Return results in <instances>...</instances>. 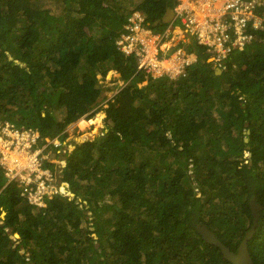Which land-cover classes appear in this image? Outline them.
Wrapping results in <instances>:
<instances>
[{
  "label": "trees",
  "instance_id": "trees-1",
  "mask_svg": "<svg viewBox=\"0 0 264 264\" xmlns=\"http://www.w3.org/2000/svg\"><path fill=\"white\" fill-rule=\"evenodd\" d=\"M176 3L0 0V124L65 143L101 103L100 76L125 83L103 104L102 134L68 153V186L45 208L0 167V264H231L197 225L236 253L253 198L262 210L248 247L264 264V29L221 74L188 43L198 61L183 77L147 78L117 41L135 12L164 30L155 23Z\"/></svg>",
  "mask_w": 264,
  "mask_h": 264
},
{
  "label": "built area",
  "instance_id": "built-area-1",
  "mask_svg": "<svg viewBox=\"0 0 264 264\" xmlns=\"http://www.w3.org/2000/svg\"><path fill=\"white\" fill-rule=\"evenodd\" d=\"M263 29L264 0H177L175 18L164 30H152L140 13H134L117 45L126 56H136L139 71L147 77L174 79L198 61L188 43L204 48L211 56L209 62L220 65ZM64 144L59 138H42L38 131L0 124V167L7 185L16 184L35 208H45L47 200L62 193L53 155H61ZM45 160L53 166L46 167Z\"/></svg>",
  "mask_w": 264,
  "mask_h": 264
},
{
  "label": "rangeland",
  "instance_id": "rangeland-1",
  "mask_svg": "<svg viewBox=\"0 0 264 264\" xmlns=\"http://www.w3.org/2000/svg\"><path fill=\"white\" fill-rule=\"evenodd\" d=\"M215 66V65H214ZM217 68V66L215 67ZM218 68H222L218 67ZM217 68V69H218ZM216 69V71H217ZM220 74V73H219ZM100 82H101V87L104 90V93L102 97L100 98V104L97 106H94L88 114H86L82 119L77 121L74 125L70 126L68 128V131L70 132V136L68 137L67 141L61 148V150H65L61 155L57 156L56 159H54V170L58 171V176H56V181L60 185L63 186V190L61 192L65 193L64 187H67L68 184L63 181V172L64 168L66 166V159L67 155L70 151L74 149L75 144L77 143H83L88 140H92L98 136H100L104 130V128L107 125V120H106V114L102 110L104 103H106L109 99H111L115 93L118 92V90L121 88L123 84H125L122 79H120L119 74L115 71L112 70L108 75L105 77L100 76ZM144 85H146L144 83ZM104 114V115H103ZM91 116V118H89ZM105 117V121H104ZM76 129V133H74V130ZM249 157V156H248ZM248 163V162H247ZM49 164V163H48ZM60 168V170H59ZM75 195L72 194L71 198H74ZM77 204H81L80 199L77 200ZM86 207V202L82 203ZM81 208V206H80ZM38 209V208H37ZM88 215H90L88 213ZM5 217V212L2 213L1 219ZM2 223V221H0ZM92 232L95 231V229L92 227L91 228ZM9 233L11 232V229L8 230ZM18 235L15 234L12 239L15 241L18 239ZM16 243V242H15ZM17 244V243H16ZM24 250H22L23 253Z\"/></svg>",
  "mask_w": 264,
  "mask_h": 264
},
{
  "label": "water",
  "instance_id": "water-1",
  "mask_svg": "<svg viewBox=\"0 0 264 264\" xmlns=\"http://www.w3.org/2000/svg\"><path fill=\"white\" fill-rule=\"evenodd\" d=\"M174 18H175V10L173 7H169L165 15L162 17V19H160L155 23V26L160 27L163 25H168L174 20ZM218 71H220V74L222 73V71L219 68L216 71L217 74ZM247 134H249V132H247ZM245 141L248 142V139H246ZM245 156L248 157L250 156V154L246 153ZM250 207L253 216V225L251 229L247 232L244 240L240 244L238 251L236 253L231 251L227 246H225V244L217 237V235L212 230L209 229L207 225L204 224L197 225V231L200 234L201 238L206 243L218 248L223 258L228 262H230L231 264H254L253 258L249 251L248 243L256 233L260 220V211L262 210V207L259 204H257L255 198L251 200Z\"/></svg>",
  "mask_w": 264,
  "mask_h": 264
},
{
  "label": "clouds",
  "instance_id": "clouds-1",
  "mask_svg": "<svg viewBox=\"0 0 264 264\" xmlns=\"http://www.w3.org/2000/svg\"><path fill=\"white\" fill-rule=\"evenodd\" d=\"M176 5H177V3H176ZM175 8H176V6L174 7V10H175ZM135 13H139V12H135ZM134 14V13H133ZM166 26H168V25H166ZM248 46V45H247ZM211 57V56H210ZM228 58V57H227ZM226 58V59H227ZM223 63V62H222ZM218 64H215V66H217ZM218 67H221V65H218ZM220 69V68H219ZM221 71H222V69H220ZM146 75V74H145ZM146 77H147V75H146ZM148 78V77H147ZM162 78V77H161ZM169 78V77H168ZM125 86V84H123L122 86H121V88L122 87H124Z\"/></svg>",
  "mask_w": 264,
  "mask_h": 264
},
{
  "label": "flooded vegetation",
  "instance_id": "flooded-vegetation-1",
  "mask_svg": "<svg viewBox=\"0 0 264 264\" xmlns=\"http://www.w3.org/2000/svg\"><path fill=\"white\" fill-rule=\"evenodd\" d=\"M210 59H211V57L209 58V60H210ZM210 63H213V65L216 64V63H214V62H212V61H211ZM188 68H189V67H188ZM188 68H187V69H188ZM187 69H186V72H187ZM186 72H185V74H186ZM185 74H184V75H185ZM184 75H183V76H184ZM183 76H177L176 78H174V79H172V80L179 79V78H181V77H183ZM170 79H171V78H170Z\"/></svg>",
  "mask_w": 264,
  "mask_h": 264
},
{
  "label": "bare ground",
  "instance_id": "bare-ground-1",
  "mask_svg": "<svg viewBox=\"0 0 264 264\" xmlns=\"http://www.w3.org/2000/svg\"><path fill=\"white\" fill-rule=\"evenodd\" d=\"M220 73V71H218V74Z\"/></svg>",
  "mask_w": 264,
  "mask_h": 264
}]
</instances>
